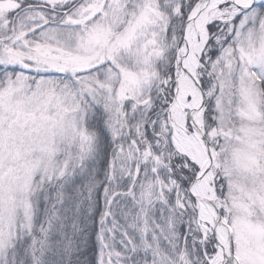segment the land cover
Returning <instances> with one entry per match:
<instances>
[{
  "label": "snow or ice",
  "instance_id": "obj_1",
  "mask_svg": "<svg viewBox=\"0 0 264 264\" xmlns=\"http://www.w3.org/2000/svg\"><path fill=\"white\" fill-rule=\"evenodd\" d=\"M0 264H264V0H0Z\"/></svg>",
  "mask_w": 264,
  "mask_h": 264
}]
</instances>
